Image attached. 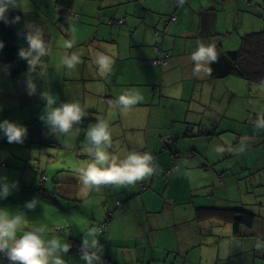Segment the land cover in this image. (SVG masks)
Here are the masks:
<instances>
[{
  "label": "crops",
  "instance_id": "0c3cea01",
  "mask_svg": "<svg viewBox=\"0 0 264 264\" xmlns=\"http://www.w3.org/2000/svg\"><path fill=\"white\" fill-rule=\"evenodd\" d=\"M18 3L6 13L45 16L41 12L51 13L45 8L53 7L60 15L62 6L60 0ZM254 4L264 11V0H184L182 5L177 0H74L71 18L62 23L72 43H78L74 55L80 63L74 69L64 66L66 85L58 94L77 96L100 88L105 105L94 113V123L109 124L110 151L118 157L148 152L155 170L135 186L103 187L85 197L78 172L66 170V148L57 153L37 149L39 154L1 148L0 177L18 186L0 199V209L10 215L23 210L25 229L45 224L46 240L59 237L70 243L65 264H84L80 248L89 229L99 233L100 264L105 259L117 264H264V127L256 126L264 118V82L235 73L215 77L212 63L194 74L190 59L200 42L236 51L245 35L263 30L264 12L254 15ZM156 44L163 46V54L154 51ZM72 48L66 47L67 56ZM98 54L111 61L107 74L94 62ZM163 56L165 64H153ZM73 70L81 75L75 93L68 92L70 81H76ZM27 73L14 78L0 65V122L25 126L22 144L41 145V138H31L33 120L24 107L18 112L35 97L19 93L27 89ZM128 91L142 99L124 114L110 107ZM217 146L225 151L218 154ZM78 156L82 168L91 162L83 149ZM62 171L75 175H57ZM34 197L41 203L26 209ZM243 211L252 218L239 217ZM0 264H9L3 254Z\"/></svg>",
  "mask_w": 264,
  "mask_h": 264
},
{
  "label": "clouds",
  "instance_id": "9594fccd",
  "mask_svg": "<svg viewBox=\"0 0 264 264\" xmlns=\"http://www.w3.org/2000/svg\"><path fill=\"white\" fill-rule=\"evenodd\" d=\"M183 4L184 0H177ZM18 0H0V20L8 22L5 16L10 7H19ZM18 18H16L17 20ZM27 47H21L18 57L27 62V93L33 95L37 92V86L32 78L36 73L43 57L49 54L50 46L46 44L42 30L37 26H27ZM0 42V49L3 48ZM71 47V44L68 45ZM191 61L194 64V74L199 73L205 65L217 60V52L213 44L198 43L191 53ZM95 64L102 74L110 71L111 61L103 54H98ZM80 63L77 55L66 56L63 64L67 69H73ZM179 93H177L178 95ZM40 99L45 101L42 114L38 117L48 128L50 134L57 139L67 136L73 131H79L78 125L86 117V110L78 102H63L56 106L54 95L44 90L40 92ZM142 97L139 93L124 92L115 101H110V107L118 109L122 114L133 108ZM257 127H264V118L256 121ZM0 133L6 137L8 143L22 144L27 136L28 129L9 120L0 122ZM86 143L83 152L88 155L91 162L78 172V179L85 189V197L92 190L99 191L103 187L128 188L135 186L137 182L150 177L155 168L153 157L148 152L129 151L122 156L113 154L110 149L113 145L109 124L104 120H97L90 124L85 137ZM215 151L222 154L225 149L217 146ZM17 182H9L7 177H0V199H6L17 188ZM41 203L37 198L25 203L24 207L34 210ZM85 205L89 203L84 200ZM26 213L19 210L9 214L7 210L0 209V254L7 257L9 264H65L63 257L69 252L71 244L59 237L45 239L47 226L45 224H33L25 229ZM99 233L96 229H89L84 233L81 244L80 259L84 264H100L103 246L99 243Z\"/></svg>",
  "mask_w": 264,
  "mask_h": 264
},
{
  "label": "rangeland",
  "instance_id": "374dc122",
  "mask_svg": "<svg viewBox=\"0 0 264 264\" xmlns=\"http://www.w3.org/2000/svg\"><path fill=\"white\" fill-rule=\"evenodd\" d=\"M43 2H46V0H42ZM256 2H259L260 0H255ZM254 7L258 9V11H254V15H258V13H262L263 6L258 4V7L254 4ZM45 9H51V13L49 11L41 12L47 19L45 21L46 27L48 30H46L45 26L43 25V29L45 30L44 34L49 37L51 40L50 43V52L48 54V61L46 63H43L41 67H37L36 73H33V80L37 86V92L34 94V101L27 103L26 105L22 106L19 108V111L21 108L24 107V113L25 116H28L30 120H33V125L30 127L31 133L30 135L32 136L31 138L39 139L41 138L43 142L41 145L39 143L37 144H30V146L24 145V144H18V143H12V144H0V149H35V151L41 150V149H50L53 152L57 153L60 148L62 147L63 149H67V155H66V170H72V171H77L82 168V162L83 158H79L78 156V149H83L84 144L86 143L85 137H86V132L90 124H94V121H96L97 117L94 115L95 112H98L99 109H103L105 105V98L101 97V95L98 94L100 88L98 90L91 92V93H86L83 92L81 94H78L77 96H68L64 95L63 92L58 94V89L61 88V90H64V86L66 85L65 79V70H64V64H63V59L64 57L67 56L66 54V47H68L69 44H71V47L73 51V55L75 52H78L77 48H74L78 43H72L71 41V36H67V32L64 29V25L60 23L59 17L60 15L54 10L53 7L50 8H45ZM18 10V9H17ZM260 10V11H259ZM52 11L54 13H52ZM47 12V13H46ZM51 14V15H49ZM72 21H75V19H72ZM254 28H259L258 26L255 25ZM70 35V33H69ZM78 42V41H76ZM70 47V48H71ZM74 69V68H73ZM71 75L73 78L76 79V81H70L72 82V86L68 88V92L75 93L79 91L78 88V78L81 77L80 74H76L71 72ZM25 80L27 79V75L24 76ZM20 87H24L23 83H19ZM48 91L52 95L56 97L57 104L56 106H59L60 103L63 102H78L80 105L85 108L86 110V117L83 118V121L80 125H78L79 131H73L67 136L61 137L60 139H54L52 140L51 137H55L54 134H50L48 128L43 124V122L38 118L42 112L44 111L45 107V101H42L40 99V92L42 91ZM20 94H28L27 89L25 90H20ZM256 96V94H254ZM31 122V121H30ZM96 123V122H95ZM56 142L58 145H56ZM62 144V145H60ZM60 145V146H59ZM59 146V147H58ZM36 153H40L37 151ZM36 155V154H35ZM60 161V155L54 154ZM38 156V155H37ZM54 161V160H53ZM52 159L50 162H53ZM33 163H37L36 161ZM58 163V162H57ZM57 175H67L68 177L70 175H75L74 173H71L67 171H62L60 174L58 173ZM143 200H140L141 202ZM119 224L122 223V221L119 220Z\"/></svg>",
  "mask_w": 264,
  "mask_h": 264
},
{
  "label": "trees",
  "instance_id": "16d2710c",
  "mask_svg": "<svg viewBox=\"0 0 264 264\" xmlns=\"http://www.w3.org/2000/svg\"><path fill=\"white\" fill-rule=\"evenodd\" d=\"M73 1L74 0H60L62 6L58 7L60 13L59 21L63 25L65 23L62 22L71 18L72 13L70 10ZM5 16L8 20L7 23H5L4 20H0V42L4 45L3 48L0 49V65L12 77L16 78L28 71L27 62L18 57L19 49L21 47H27L25 38L28 31L27 26L39 27L43 32L46 44L50 46L49 37L44 34L45 30L43 29L44 25L46 30H48L45 23L47 19L38 13L24 12H9L5 13ZM174 17L175 19H173ZM16 18L18 19L16 20ZM174 20H176L175 15L171 18V21ZM63 30L66 31V28ZM157 45L158 44L154 46L155 52V47ZM214 46L217 52V60L212 63L213 76L219 78L235 73L264 82V29L245 35L239 50L226 51L219 44H215ZM47 61L48 55L42 58L38 67H41V65ZM167 61L168 58L165 62ZM165 62L161 64L163 65ZM161 64H156V66H161ZM4 143L12 144L8 143L6 137L2 135L0 136V144ZM41 178L42 181H44L47 177L43 175ZM239 217H243L245 220H250L252 218L250 213L244 211Z\"/></svg>",
  "mask_w": 264,
  "mask_h": 264
},
{
  "label": "built area",
  "instance_id": "2783aa9c",
  "mask_svg": "<svg viewBox=\"0 0 264 264\" xmlns=\"http://www.w3.org/2000/svg\"><path fill=\"white\" fill-rule=\"evenodd\" d=\"M173 19H175V17H174ZM122 21H123V20H119V22H122ZM155 50H156V52H158V53H162V54L164 53V48H163V46H162L161 44H158V45L155 47ZM165 60H166V57L163 56L162 58H159V59L154 60L153 63H154V65H156V64H161V63L165 62ZM104 263H105V264H117V263H115V262H113V261H111V260H109V259H105Z\"/></svg>",
  "mask_w": 264,
  "mask_h": 264
}]
</instances>
